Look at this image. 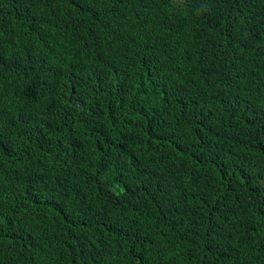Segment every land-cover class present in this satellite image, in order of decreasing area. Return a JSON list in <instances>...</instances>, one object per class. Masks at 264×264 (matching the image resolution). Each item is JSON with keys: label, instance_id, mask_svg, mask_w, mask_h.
Here are the masks:
<instances>
[{"label": "trees", "instance_id": "1", "mask_svg": "<svg viewBox=\"0 0 264 264\" xmlns=\"http://www.w3.org/2000/svg\"><path fill=\"white\" fill-rule=\"evenodd\" d=\"M0 264H264V0H0Z\"/></svg>", "mask_w": 264, "mask_h": 264}]
</instances>
